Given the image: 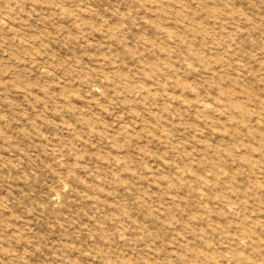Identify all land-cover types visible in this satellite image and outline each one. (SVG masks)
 Segmentation results:
<instances>
[{"label": "rangeland", "instance_id": "1", "mask_svg": "<svg viewBox=\"0 0 264 264\" xmlns=\"http://www.w3.org/2000/svg\"><path fill=\"white\" fill-rule=\"evenodd\" d=\"M0 264H264V0H0Z\"/></svg>", "mask_w": 264, "mask_h": 264}]
</instances>
